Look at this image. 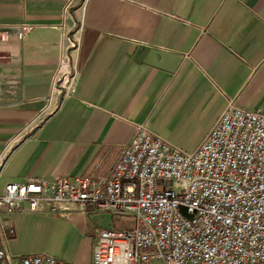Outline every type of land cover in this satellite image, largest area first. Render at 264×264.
<instances>
[{"label": "crops", "instance_id": "crops-1", "mask_svg": "<svg viewBox=\"0 0 264 264\" xmlns=\"http://www.w3.org/2000/svg\"><path fill=\"white\" fill-rule=\"evenodd\" d=\"M21 24L34 28L19 40ZM0 28V195L29 178L107 176L138 125L193 152L230 103L264 115V0H0ZM75 31L76 91L57 105L62 35ZM10 223V254L63 264H92L96 232L128 226L75 211Z\"/></svg>", "mask_w": 264, "mask_h": 264}, {"label": "built area", "instance_id": "built-area-1", "mask_svg": "<svg viewBox=\"0 0 264 264\" xmlns=\"http://www.w3.org/2000/svg\"><path fill=\"white\" fill-rule=\"evenodd\" d=\"M33 26L14 27L17 39ZM9 32L0 28L1 45ZM50 96L76 91L74 33L62 35ZM3 92L0 72V99ZM105 213L127 227L96 232L92 264H264V115L230 103L191 153L138 125L104 177L29 178L0 195V264H63L13 256L10 215Z\"/></svg>", "mask_w": 264, "mask_h": 264}, {"label": "rangeland", "instance_id": "rangeland-1", "mask_svg": "<svg viewBox=\"0 0 264 264\" xmlns=\"http://www.w3.org/2000/svg\"><path fill=\"white\" fill-rule=\"evenodd\" d=\"M193 148H195V147H193ZM193 148H184L183 150H185L186 152H188V151H192L193 150ZM182 150V151H183ZM111 228H113V229H119V228H121V225L119 224V225H115V226H113V227H111ZM101 230V229H100Z\"/></svg>", "mask_w": 264, "mask_h": 264}]
</instances>
